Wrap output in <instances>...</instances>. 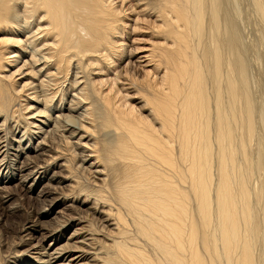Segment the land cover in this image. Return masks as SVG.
<instances>
[{
	"label": "bare ground",
	"instance_id": "1",
	"mask_svg": "<svg viewBox=\"0 0 264 264\" xmlns=\"http://www.w3.org/2000/svg\"><path fill=\"white\" fill-rule=\"evenodd\" d=\"M113 1L0 0L1 179L17 176L27 182L42 168L46 174L50 164L45 165V157H41L47 149L39 153V148L42 144L61 148L64 143L78 153L81 163L77 167L58 164L59 160L54 164L77 177L73 182L77 190L90 192L91 187L107 186L109 175L100 160L113 169L114 182H109V188L115 199H109L113 200L109 208L106 196L93 201L99 216H93L95 227L90 233L107 235H102L105 243L99 247L107 255L103 264L263 263L264 136L260 138L258 130H264V104L259 110L254 102L246 56L252 45L245 46L247 40L244 45L241 25L238 27L241 19L237 24L244 9L234 15L226 0H152L150 3L160 2L152 9L145 0H122L127 16L123 22L115 5L118 2ZM258 10L264 17V0ZM221 22L226 39L215 43L221 37ZM128 33L141 38L128 43ZM117 35L119 41L112 46ZM206 37L211 38L210 43ZM12 43L23 48L10 49ZM222 44L232 52V60L221 54ZM140 49L164 71L155 74L140 66ZM62 78L64 84L68 81L70 94L67 102L60 97L54 103L56 94L51 88ZM64 88L61 94H65ZM25 92V98L34 101L33 116L42 117L30 119L39 123V131L34 137L23 129L21 138L14 139L21 127L7 129V116ZM90 104L97 106L96 110L91 107L95 111L103 110L98 129L93 126L95 112ZM3 115L6 118L1 121ZM105 130L108 138L91 143L88 133L104 135ZM25 136L29 141L35 138L38 147L25 144ZM13 148L16 156L22 152L25 161L28 154L37 153L35 160L31 155L27 160L32 162L19 160L13 168L6 157ZM26 171L31 174L24 180L20 174ZM256 174L258 181L252 185ZM70 178L67 175L65 180ZM59 203L55 198L49 209ZM82 219L78 218L80 224ZM83 229L88 230H75L74 235L84 236L75 243L89 246L96 235L87 237ZM63 250L57 258L66 253ZM52 255L50 259L56 258Z\"/></svg>",
	"mask_w": 264,
	"mask_h": 264
},
{
	"label": "rangeland",
	"instance_id": "2",
	"mask_svg": "<svg viewBox=\"0 0 264 264\" xmlns=\"http://www.w3.org/2000/svg\"><path fill=\"white\" fill-rule=\"evenodd\" d=\"M131 1L132 0H126V3H129V2L131 3ZM145 1L148 2L147 4H149V6H150V7L149 6L148 7L151 8V9H152V7H155L156 4L159 5V3H160L159 1H158V3L157 2L150 3V1H152V0H145ZM226 1H227L228 7L231 8V10H232V14H234V12L236 14V11H237V13L238 12L241 13V11H239L240 9L241 10L244 9L242 11L243 14L245 13L244 11H246V13L244 14L245 16L243 14H241L240 18H239V16L237 17V24H238V21L241 19L239 21L241 24L239 23L238 27L241 25V27H239V28H240V31H241L242 39H244V40H242L244 45L247 44V43L248 44L245 45V46H248L249 43H250V45H252L251 47L248 46L250 48H249V50H248L249 52H247L246 56H247V64H249L248 65V71L250 73L249 76L251 75L250 78L253 77V79H251V80L254 81V82L251 81L252 87H253V92H255L254 93L255 94L254 99L256 98L258 100L259 97L262 99V100L259 99L258 103H257V100H254L255 104H257L258 109L260 110L259 106L260 107L264 106L263 105L264 104V80H262V79H264V77H263L264 76V71H262L264 69L263 68L264 67V62L261 63V61H264V50H262V48L264 49V17L261 14V12L258 10V4L260 2H262L263 0H251V2L253 1L252 3L250 2V0H245V1L244 0H239V1L237 0L239 2V4L235 0H233V2H232V0L231 1L230 0H226ZM240 1H241V3H240ZM113 2H115V3L118 2L115 5L118 6V13L121 12L120 17L122 18V21L123 22L127 21V16L126 15L124 16V5L125 4H123V6H122V0H118V1L114 0ZM146 2H144V4ZM232 4L234 5V7H232L233 6ZM207 5H209V4L207 3ZM240 6L242 8H240ZM234 8H237V10H233ZM247 12H248V14H247ZM132 17H133V15H132ZM256 18H258V19H256ZM149 20H150L149 23H151V24L154 23L153 20L151 21V17H150ZM220 24H221V27H220L221 37H219L218 41L215 42V43H220L221 39H223V40L226 39L225 38V32H226L225 26H224V24L222 22ZM206 26H207L206 27V31H207L208 34H210L209 33L210 25H209L208 21L206 23ZM249 29L251 30V32H250ZM252 30H253L254 34L252 33ZM245 34H247V35H245ZM128 35H129V38L127 39V40H129L128 43L133 41L134 40L133 38L136 37L135 33H133V35L131 33L130 34L128 33ZM243 35L245 37H243ZM115 37H116L117 41L116 40H112V43H113L112 46H114V44L118 43L119 38H120V36H118V35L115 36ZM115 37H113V39H115ZM153 37L155 38L154 40H157V39L162 40L163 39V37L159 38V36H153ZM138 38H141V36L136 37L135 40H139ZM206 38H207L206 42L210 43L211 38L210 37H206ZM249 39H250V41H249ZM212 40H214V39L212 38ZM246 40H247V43H246ZM168 42H170V40ZM147 43H148V41H147ZM252 43L253 44L255 43L254 44L255 46ZM11 47H13V48H10V49H14V50H19V48H23L22 45H21V47L18 44H16V46H15L14 43L11 44ZM112 50L115 51L114 47H112ZM140 51L141 52L138 51V56L141 57L139 59V61H138L140 66L146 67L148 69H153V71L156 72V73L154 72L155 74H159L162 71H164V67L157 68L156 66H154V63H152L151 61H149L147 59L148 57H146V58L144 57L145 55H144L143 49H140ZM255 51H257V52H255ZM220 52H221V54L223 55V57L226 60H232V58H233L232 52L225 45L222 44V46L220 47ZM248 53H250L249 56H248ZM10 56L11 55H8V57H10ZM228 57H229V59H228ZM260 58H262L263 60L260 59ZM136 59H137V57L134 58V60H136ZM24 60H26V58ZM122 66H124V64H122L119 67V69L123 68ZM27 67H28V69L31 70V68H29V67H31V64H29V66H27ZM254 68L256 70H254ZM53 70L54 69H52V71ZM251 71H253L254 73L251 72ZM30 74H31V72H30ZM18 78L19 77H17V79ZM64 80L65 79L62 78L60 81H58V83L54 82L53 87L51 88V89H53L52 90L53 94H56V97H55V99L53 101L54 103H55V101L56 102L59 101L60 97L62 98L61 99L62 101H64V99H66L64 102H67V99H68V95L67 94H70V90L68 91V89H69V86H68V83H67L68 81L64 84ZM257 80L259 81V83H258ZM255 81H257L256 82L257 84L255 83ZM19 82H20V80H19ZM22 84H23V82H22ZM18 85H19V83L16 84L17 88H18ZM63 87H65L63 89V92H65V94L62 93L63 94L62 95L61 91H62ZM210 87L211 86L208 85L209 90H211ZM134 90H135V88H134ZM52 91L50 90V92H52ZM20 95H22V96H19L18 99L16 100L17 104L14 107H12L10 109L9 113H8L7 120H8V124L9 125H8L7 129L9 128V126H10V128L21 127V131L19 133L17 131V135H16V137L14 139L21 138L24 130L26 131L27 134L35 137L36 134L39 131V129L37 128L36 124L38 125L39 123H36V124L32 123V121L34 119L33 117L36 116V115L33 116V114L31 113L32 112L31 110H33L32 107L35 106L34 101H32V99L30 100V98L26 99L27 98L26 97L27 96L26 92L23 93V94H20ZM135 97H136V94L132 95L133 99H135ZM56 99H59V100H56ZM262 101H263V103H262ZM31 102H33V103H31ZM87 102L91 103V101H87ZM102 103L103 102L98 104V109L102 107ZM18 104L20 105V107L17 108V106H19ZM95 105H96V103H95ZM93 106H94V104L93 105L90 104V108L93 107ZM27 107L28 108L30 107V108L28 109ZM96 107L97 106H94L95 110H96ZM20 108H21V111H20ZM40 109H41V107H40ZM95 110L93 108H91V111L95 112V114L93 115V117H95L93 126L96 128L95 125H97V129H98V126L101 123L102 111L103 110L102 111H95ZM23 113L24 114L26 113V114L24 115ZM67 114H68V112H67ZM3 117L1 118V121H3L6 118V116H4V115H3ZM37 118L34 119V120H41L42 117H37ZM99 118H100V120H99ZM10 121H11V123H9ZM66 121H68V120H66ZM19 124H21V126ZM69 124H71V123H69ZM260 124H262V123H260ZM260 128H259L260 131L258 130V135L261 136L260 138H262L264 136V130H263V128H261V129ZM7 129L5 130V132L7 131ZM29 129L30 130L32 129L33 131L31 130V132H30ZM109 129H107V130H109ZM107 130L103 131L104 135L102 133L101 134H96L95 131H92V133H88V134L86 133V134L88 135V138L91 139V143H95V141H97V140L99 142H103L104 139L108 138L106 136ZM1 131L4 132V130H1ZM68 134L69 133H66V135H68ZM108 134L111 135V133H108ZM259 136H258V138H259ZM23 140L25 141V144H26V142L27 143L29 142L31 148L32 147H38L37 146V142L35 141V138H33L31 140L32 141L31 142V141L28 140V136H25L23 138ZM11 142L17 144L14 141H11ZM43 145L44 144H42V146H41V144H40L42 149L39 148V150H40L39 153H42L43 148L46 147L47 151L42 154L41 158L44 159V157H45V159H44V164L45 165H49L50 164L48 169H47V171H46V174L45 173L43 174V172L45 170L44 168L38 169V173L35 174V175H30L31 173L27 172V171L25 173L20 174L21 176L24 174V176H23L24 180H25V177H29V175H30V178L27 180V182L20 181L21 179L18 178L17 176H14V177L13 176H9V178L7 177L5 179H1L3 174H2V176L0 174V179H1L0 180V189H1L0 190V264H103V263H105L104 259L106 258L107 255L100 248L105 243V241L103 240L102 235L103 236H107V235L102 233V232H98V233L95 232L94 234H93V232L92 233H90V232L92 231L93 227H95V221L93 220L94 219L93 216L96 214L95 209H94L96 206H94L95 204H94L93 201H95L97 203L99 200H102L103 197L106 196L105 200L107 201V203H109L106 206H107V208H109L110 204L115 199V196H114L115 194H112V191L109 188V185L114 182L113 173H111V172H113V171H111L113 169H112V167L110 168V166H109L110 163L108 162L109 164L108 163L106 164L105 161L100 160V162L102 164V167L106 168L104 173L106 174V176L109 175L108 176L109 178L106 177L107 186H104V188H102V189H96V188L94 189V187H91L92 191H90V192H81V191L77 190L75 188V186H74V183H76V181H77V177H74L73 174L69 175V171L68 172L67 171H65V172L61 171V168L59 167L60 165L57 166V164H54V163H58V160H59L58 164H60L62 162V164H64V165L68 164V165H73L74 167H77L81 163V161L79 160L78 153L75 150H72V152H71L69 147L67 148L64 143L61 144V145H63V146H61V148L60 147H53V145L51 147L46 146V145L43 146ZM100 148H101V146L99 145L97 147V149L99 150ZM29 151H31V153H32V150L29 149L28 152ZM65 151H67V153ZM53 152H56V153H53ZM72 153H73L74 156L72 155ZM36 154L37 153L28 154L27 157H26V161H25V158L23 159L22 152L20 154V157L16 156V151L13 148L12 150L9 151V155H6V157H7L9 163L12 162L10 164L14 168L16 166V164L19 162V160L20 161H24V163L25 162H27V163L32 162L31 160H27V159H29V158H31L33 156L32 158H33V160H35L34 155L36 156ZM53 154H56V155H53ZM93 154L95 155L94 157L97 156L96 153H93ZM93 154H90V155H93ZM13 156H15V157H13ZM51 159L55 160V161H51ZM70 159H72V161ZM75 159H77V161ZM70 161H71V163H70ZM77 162H78V164H77ZM13 163H15V164H13ZM87 165L88 164H84L85 167ZM76 171L77 172L78 171L81 172L80 168L76 169ZM61 173H63V174H61ZM64 173H66V176L67 175L71 176V178L69 180H67V179L65 180L66 176H65ZM110 173L112 174V176H111ZM42 174L45 175V177H43L44 179L43 178L40 179ZM20 175H19V177H21ZM36 176H37V178H36ZM55 176H57V177H55ZM23 178H22V180H23ZM52 178L54 179L53 181H52ZM102 178L103 177H101V179ZM112 178H113V180H112ZM253 179L254 180H252V181H254V182H252V185L255 182L257 183V181H258L257 174H256V176ZM102 180H100V182L98 181L96 184H99V183L101 184ZM55 181L56 182L60 181L61 183L58 184V185H53V184L51 185V183L55 182ZM109 182H110V184H109ZM84 185H86V184H84ZM30 186H32L31 187L32 189H29ZM56 187H57V189L54 190ZM107 187H108V189H107ZM51 189H53L54 192H52ZM96 190H97V195H96ZM98 190H101L100 193L98 192ZM102 190L103 191L105 190V191L103 192ZM107 192H109V194ZM100 194H101V196H100ZM110 194H111V196H110ZM89 195H91L92 197L89 196ZM57 197L59 198V201L62 202V203L57 204V206L53 205L54 207L52 209H49V204H51L52 201L55 198L58 199ZM95 197H96V200L94 199ZM88 198H90V199H88ZM111 198L113 200H109ZM78 201L79 202L81 201L82 203H84V205L81 206L78 203ZM254 201H256V200L254 199ZM63 202L66 203L69 206L67 208H65L64 205H63ZM90 202H91V204H90ZM87 207H88L89 211L86 209ZM64 209H66V210H64ZM68 210H71V211H68ZM78 215H80V216H78ZM76 216H78V217H76ZM95 216H99L98 213ZM79 217H82L83 218L82 220L84 221L81 224H80V220H78ZM85 222H86V225H85ZM87 222H88V224H87ZM82 225H84V226H82ZM29 227H32V228L29 229ZM78 227H87L88 230L83 229V231H85L84 235H87V237H90V235H93V236L96 235L95 236L96 238H94L92 236L94 239L91 240V243L93 242L91 245H89V246H86V245L85 246H81L80 244H76L75 243V241H78V240H81L82 238H84V236L81 237L80 235L79 236L74 235V232H75L76 229H78ZM23 228H27L28 230L27 231L21 230ZM29 232H30V234H29ZM23 235H24V237H23ZM78 237H79V239H78ZM97 237H99L98 238L99 240L97 239ZM96 240H98V241H96ZM92 245H93V247H91ZM75 246H76L77 249L75 248ZM79 246H81V248L83 250ZM98 249H100V250H98ZM62 250L63 251L67 250V251H66V253L64 255H62L59 258H57L61 254L59 252H61ZM257 250L259 251L260 248L257 249ZM48 253L49 254L53 253V255L55 257L56 256L57 257L50 259L51 258V254L48 255ZM71 259H74V261L71 260ZM263 261L264 260H262L261 262H263ZM261 264H264V262L261 263Z\"/></svg>",
	"mask_w": 264,
	"mask_h": 264
}]
</instances>
